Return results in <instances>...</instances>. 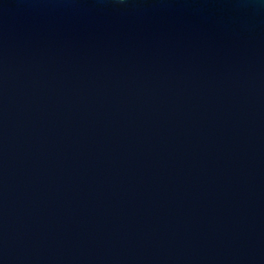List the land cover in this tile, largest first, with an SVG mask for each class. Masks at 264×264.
<instances>
[{
  "label": "water",
  "instance_id": "1",
  "mask_svg": "<svg viewBox=\"0 0 264 264\" xmlns=\"http://www.w3.org/2000/svg\"><path fill=\"white\" fill-rule=\"evenodd\" d=\"M0 264H264V0H0Z\"/></svg>",
  "mask_w": 264,
  "mask_h": 264
}]
</instances>
